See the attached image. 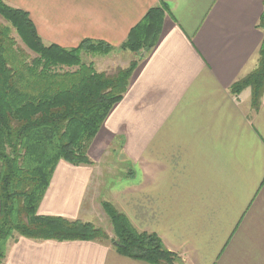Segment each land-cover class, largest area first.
Segmentation results:
<instances>
[{
    "label": "crops",
    "instance_id": "1",
    "mask_svg": "<svg viewBox=\"0 0 264 264\" xmlns=\"http://www.w3.org/2000/svg\"><path fill=\"white\" fill-rule=\"evenodd\" d=\"M1 1L26 12L46 46L112 47L89 61L97 72L139 61L89 148L94 166L60 161L37 214L97 225L109 201L183 264H264V95L254 111L249 88L229 91L257 67L264 0ZM151 9L163 12L157 45L143 57L120 52ZM115 143L127 172L99 180L94 151ZM4 264L147 263L105 242L19 238Z\"/></svg>",
    "mask_w": 264,
    "mask_h": 264
},
{
    "label": "trees",
    "instance_id": "2",
    "mask_svg": "<svg viewBox=\"0 0 264 264\" xmlns=\"http://www.w3.org/2000/svg\"><path fill=\"white\" fill-rule=\"evenodd\" d=\"M0 17L15 31L23 47L0 26V264L16 238L37 242L109 243L122 257L147 264H183L154 233L138 231L111 203L101 206L113 237L91 223L39 216L40 205L60 161L90 166L88 150L112 108L127 92L139 61L114 72H97L80 54L106 55L113 48L83 41L76 49L44 45L27 13L0 0ZM161 9H151L133 27L119 51L148 55L157 45ZM262 42L257 67L230 86L238 95L251 91V108L264 95V2L257 24Z\"/></svg>",
    "mask_w": 264,
    "mask_h": 264
},
{
    "label": "rangeland",
    "instance_id": "3",
    "mask_svg": "<svg viewBox=\"0 0 264 264\" xmlns=\"http://www.w3.org/2000/svg\"><path fill=\"white\" fill-rule=\"evenodd\" d=\"M0 26H3V27H6L9 29V32H10V35L11 37H13V39L16 41L17 45L19 47H21L22 49L25 50L26 53H28L31 57H34V55L32 53H30L29 51H27L22 43L20 42L18 36L16 35L15 31L11 28V26L6 23L1 17H0ZM121 52V51H120ZM130 53V52H128ZM112 54V51L109 52L108 54L106 55H94L92 53H83L80 54V55H84L82 58V61L86 64L89 63V61L91 59H94L96 56H108V55H111ZM112 55H115V54H112ZM111 57V56H110ZM121 58V56H120ZM104 59V58H103ZM121 62V61H120ZM120 62H116L117 64H119ZM108 65V64H107ZM106 65H103V67H105ZM127 67V66H126ZM125 67V68H126ZM95 139V138H94ZM94 141V140H93ZM104 143V142H103ZM102 145L99 146V149L95 150V154H98V159L96 157V171H97V175H98V179L100 180L102 178V180H105V182H109V178H110V175L114 177L113 180H116V178L124 175L126 172H127V169H126V166H125V158L122 154V150H121V147H119L116 143L114 145V147H110V149H105L103 151V149L101 148ZM102 149V152H100V150ZM113 150V151H112ZM89 151V150H88ZM94 166V164H92ZM99 194V195H98ZM97 194V204L99 205V202L102 198L106 197V195H101L100 193ZM109 203V201H106ZM111 203V202H110ZM97 205V207H98ZM101 207L102 209V212H103V216L101 217V219H98V222H96L97 225H94L95 227L97 228H100L102 231H104L106 233V235L109 237V238H112L113 237V231H112V227L109 223V219L108 217L106 216L102 206H99ZM97 218V217H96ZM20 238V237H19ZM19 238H16L17 240ZM16 240V241H17ZM16 241H10L9 244L7 245V249L8 247H10V245H12L14 242ZM108 243V242H107ZM2 264H4V261L2 262Z\"/></svg>",
    "mask_w": 264,
    "mask_h": 264
},
{
    "label": "water",
    "instance_id": "4",
    "mask_svg": "<svg viewBox=\"0 0 264 264\" xmlns=\"http://www.w3.org/2000/svg\"><path fill=\"white\" fill-rule=\"evenodd\" d=\"M145 55V53H143L141 56L143 57Z\"/></svg>",
    "mask_w": 264,
    "mask_h": 264
}]
</instances>
